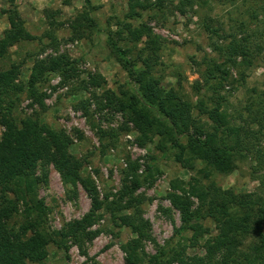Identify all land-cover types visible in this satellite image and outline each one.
I'll return each instance as SVG.
<instances>
[{"label":"rangeland","instance_id":"rangeland-1","mask_svg":"<svg viewBox=\"0 0 264 264\" xmlns=\"http://www.w3.org/2000/svg\"><path fill=\"white\" fill-rule=\"evenodd\" d=\"M64 1H15L25 28L36 39L9 47L0 66L6 68L15 63L17 80L25 83L34 57L66 52L77 59L80 71L77 80L63 84L57 74H49L39 88L46 94L43 99L45 107L41 109L22 93L10 118L18 120L23 115H33L51 128L64 130L70 138L68 151L81 161L80 175L90 179L103 204L95 211L96 219L89 227L97 231L90 240L80 243L66 238L65 251L47 242L44 244L47 255L39 262L25 264H127L126 261L133 264L121 248L136 237L134 225L121 220L122 216L133 213L131 207H124L127 196L123 195L117 206L107 207L110 201L118 200L121 191L130 187L132 173L127 168L130 163H136L133 173L139 181L132 195L138 199L140 217L148 224V238H141L146 256L136 264H146L147 256L155 253L157 247H184L188 255H203L205 238L208 233H216L212 220L209 217L191 219L187 224L200 231L193 238L192 230L185 228V223L183 226L167 194L177 191V184L186 187L190 177H200L195 170L203 168L204 164L194 160L195 169L190 170L183 162L176 161L173 157L176 148L170 145L169 135L162 128L150 130L151 140L139 146L132 123L126 121L113 105H106L103 93L110 90L118 96L121 88L142 96L138 84L132 79V73L142 68L137 57L140 55L155 60L151 73L159 79L163 89L193 103L196 81L201 82L206 74L204 71L211 68L213 74L208 75L211 76L210 87L202 93L203 99L210 105L209 97L222 98L220 101L226 109L229 124L239 127L236 131L239 143L233 149L231 169L211 170L209 179L217 187L231 190L235 195H247L243 200L252 201L254 209L262 205L264 0H185L182 4L180 0H171L161 7L142 11L141 17L131 22L133 25L146 24L156 38L147 41L143 36L136 43L118 39V44L127 49V68L116 61V54L107 46L106 35L108 30L115 29L114 23L123 18L127 10L126 0H89L87 7L82 0ZM8 7L7 0H0V35L9 25L5 13H1ZM48 11L53 13V26L48 24ZM81 12L93 19L94 27L84 29L83 37L70 40L68 22ZM47 30L56 37V45L48 44ZM230 44L245 46V53L252 61L239 63V58L232 56L235 58L233 62L229 57ZM222 70L225 73L221 74ZM88 74L95 83L85 89L78 88V80H88ZM91 92L97 95L96 99L91 98ZM97 100L104 105L98 104ZM81 101L87 102L84 108ZM193 117L205 126L210 124L206 115L195 109ZM8 119L0 118V135L2 122ZM219 137L230 145L235 136ZM180 142L184 143L183 137ZM40 169L37 165L36 175L40 176ZM43 172V181L37 183L29 198L40 200L44 213L31 209L27 219L36 223L40 231L48 232L81 218L90 209V197L80 182H76L75 187L63 183L52 165L43 166ZM23 207L19 202L17 212L8 219L13 229L23 222ZM255 239L256 234H245L242 246L249 247Z\"/></svg>","mask_w":264,"mask_h":264},{"label":"trees","instance_id":"trees-1","mask_svg":"<svg viewBox=\"0 0 264 264\" xmlns=\"http://www.w3.org/2000/svg\"><path fill=\"white\" fill-rule=\"evenodd\" d=\"M15 1L7 0L9 7L1 11L5 13L9 25L2 30L0 36V60L6 56L12 45L22 40L36 39V36L25 29ZM183 1L185 0H180V4ZM67 2L68 0L64 1ZM82 2L86 7L89 5V0ZM166 2L170 3L171 0H126L127 10L123 18L114 23L113 31L108 30L106 33L107 46L116 54V61L123 68H127L129 59L125 56L127 49L118 44V39L136 43L143 36L147 41L156 38L146 24L133 25L131 20L140 18L142 11L161 7ZM52 14L50 11L46 13L49 26L55 24ZM68 26L71 32L70 40H73L83 37L84 29L94 27V21L85 12H81L69 20ZM45 34L48 44L56 45V37L52 31L47 30ZM228 50L229 57L239 58V63L248 64L252 61L245 53V46L230 44ZM137 57L142 68L132 73V79L138 84L142 96L121 88L118 96L106 90L103 93L106 105H113L124 115L126 121L132 123L137 131L135 139L139 146L151 140L150 130L162 128L169 135L170 145L176 148L173 155L176 161L183 162L190 170L195 169L194 160L204 164L203 168L195 170L196 175L200 177H190L185 183L186 187L177 184V191L168 193L167 199L178 211L183 226L186 224L185 228L192 230L193 238L197 233L200 234L196 227L187 224L193 218L209 217L216 230V233H208L205 238L202 245L203 255H188L184 247H157L155 253L147 256L146 264H264V203L254 209L252 201L243 200L247 195H235L231 190L217 187L214 181L209 179L211 170L231 169L233 149L239 143L236 136L239 127L229 124L226 109L220 101L222 98L209 97L210 105L203 99L202 93L210 87L211 76L208 75L213 74V70L207 68L204 71V79L202 78L201 82L196 81V99L191 103L160 86L159 79L151 73L154 59L140 55ZM235 58L231 60L234 62ZM77 62V59L71 58L66 52L48 54L42 58L34 57L25 83L17 80L18 68L15 63H10L6 68L0 66V118H9L1 121L3 130L0 135V264L39 262L47 255V249L44 247L47 242H52L65 251L66 238L81 243L90 240L97 233L89 227L96 219L95 211L103 202L97 197L90 179L80 175L82 164L68 151L70 138L67 133L40 122L37 116L23 115L18 120L10 118L11 110L22 93L43 109L46 94L39 88L47 81V76L55 73L60 77V82L69 84L73 79H78L80 71ZM220 73L225 72L222 70ZM78 81V88L83 89L95 83L90 74L88 80ZM216 82L219 83L218 79ZM90 95L93 99L97 98L92 92ZM261 95L264 97V89ZM86 101H81V107L86 106ZM96 102L104 105L100 100ZM193 109L205 114L210 124L205 126L199 123V120L193 117ZM231 134L235 137L230 145L219 137H229ZM181 137L184 138V143L180 142ZM48 164L56 169L63 183L72 187H75L76 182L81 183L90 197V209L81 218L66 222L58 230L43 232L38 229L36 223L27 219V216L34 208L40 214L44 213L41 201H35L34 198H29V195H33L34 187L39 181H43V166ZM37 165L41 168L40 176L35 174ZM128 167L132 173L130 187L121 191L118 200L110 201L107 207L117 206L122 196H127L124 207H131L133 213L122 216L121 220L134 225L136 237L121 248L133 264H136L146 256L141 238H148V224L140 217L138 199L132 195L134 189L139 186L136 174L133 173L137 165L130 163ZM10 194L12 197H9ZM19 202L24 206V218L22 224L13 229L8 219L17 212ZM249 233L256 234L255 243L244 247L242 238ZM126 263L128 264V261Z\"/></svg>","mask_w":264,"mask_h":264},{"label":"crops","instance_id":"crops-1","mask_svg":"<svg viewBox=\"0 0 264 264\" xmlns=\"http://www.w3.org/2000/svg\"><path fill=\"white\" fill-rule=\"evenodd\" d=\"M8 27V26H7ZM24 27H25V25H24ZM6 28V27H5ZM26 29V28H25ZM27 30V29H26ZM28 31V30H27ZM29 32V31H28ZM30 33V32H29ZM31 34V33H30ZM1 36V35H0ZM34 39H31V40H22L23 42H31V41H33ZM21 42V41H20Z\"/></svg>","mask_w":264,"mask_h":264}]
</instances>
